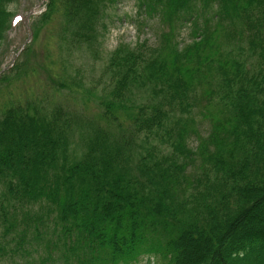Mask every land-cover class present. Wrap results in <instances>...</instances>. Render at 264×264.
Wrapping results in <instances>:
<instances>
[{"label": "trees", "instance_id": "trees-1", "mask_svg": "<svg viewBox=\"0 0 264 264\" xmlns=\"http://www.w3.org/2000/svg\"><path fill=\"white\" fill-rule=\"evenodd\" d=\"M17 1L0 0V45ZM114 1L48 0L40 22L59 17L65 47L91 44ZM140 5L166 30L155 48L113 52L104 123L80 157L67 113L0 107V259L264 264V0ZM187 21L196 39L178 50Z\"/></svg>", "mask_w": 264, "mask_h": 264}, {"label": "rangeland", "instance_id": "rangeland-1", "mask_svg": "<svg viewBox=\"0 0 264 264\" xmlns=\"http://www.w3.org/2000/svg\"><path fill=\"white\" fill-rule=\"evenodd\" d=\"M47 2L18 0L11 5L14 20L0 45V107L14 100L28 102L47 113L61 110L67 113L73 118L69 154L80 157L93 127L104 123L99 116L104 111L102 101L110 97L114 85L110 71L113 52L120 47L132 51L143 45L155 48L159 34L166 27L158 14H148L141 8V0H115L103 11L97 41L65 47L59 37L60 18L40 22ZM124 21L131 25L126 23L127 27ZM33 24L38 26L37 36ZM132 29L136 34L130 33ZM194 30L189 21L178 29V50L196 39ZM28 46H31L29 51ZM19 64L18 69L13 66ZM133 93L132 99L137 104L150 102L153 97V93L143 87ZM199 117V127L206 133L207 120ZM148 260L149 256L143 255L131 264H148ZM0 264L14 263L4 257Z\"/></svg>", "mask_w": 264, "mask_h": 264}, {"label": "built area", "instance_id": "built-area-1", "mask_svg": "<svg viewBox=\"0 0 264 264\" xmlns=\"http://www.w3.org/2000/svg\"><path fill=\"white\" fill-rule=\"evenodd\" d=\"M124 22H125V24L127 23V24L131 25V23H128V22H126V21H124ZM127 24H126V26L128 27ZM131 31L133 32V35L136 34V31H135L134 29L130 30V33H131ZM131 34H132V33H131ZM131 34H130V35H131Z\"/></svg>", "mask_w": 264, "mask_h": 264}, {"label": "water", "instance_id": "water-1", "mask_svg": "<svg viewBox=\"0 0 264 264\" xmlns=\"http://www.w3.org/2000/svg\"><path fill=\"white\" fill-rule=\"evenodd\" d=\"M33 11H34V10H32L31 12H33ZM31 12H30V13H31ZM28 40H29V39H28ZM28 40H27V42H28Z\"/></svg>", "mask_w": 264, "mask_h": 264}]
</instances>
